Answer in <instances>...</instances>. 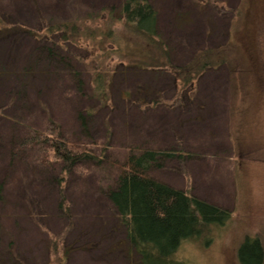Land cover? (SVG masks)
<instances>
[{
    "label": "rangeland",
    "instance_id": "374dc122",
    "mask_svg": "<svg viewBox=\"0 0 264 264\" xmlns=\"http://www.w3.org/2000/svg\"><path fill=\"white\" fill-rule=\"evenodd\" d=\"M120 3L0 0V264H59L51 251L54 240L60 243L61 253L71 249L63 264H138L135 255L130 263L110 255L105 241L127 238L104 194L116 181L115 167L89 164L68 176L70 222L58 206L55 178L60 173L44 168L36 149L18 152L19 142L31 129L44 131L54 120L74 142L106 146L108 160L124 161L144 135L128 130L131 108H140V101L152 96L178 94L170 74L127 68L112 58L105 61L111 75L106 93L98 95L95 71L103 63L102 52L109 53L111 46L62 44L59 36L48 40L33 33L73 18L99 15ZM153 4L175 64H186L198 50L226 47L235 59L234 74L226 65L209 70L177 104L187 105L203 83L214 82L219 105L227 107L230 95L236 100L234 125L228 126L225 110L214 123L212 136L194 140L196 149L190 153L181 139L184 158L167 161L152 172L179 188L187 184L186 190L191 191L190 173L197 171L200 192L211 194L210 204L232 214L209 235L184 241L174 260L241 264L246 246L248 254L258 258L260 248L264 252V0H153ZM46 49L54 50V58ZM198 111L199 122L204 123ZM81 114L87 118L86 126ZM196 155L204 159L192 169L188 158Z\"/></svg>",
    "mask_w": 264,
    "mask_h": 264
},
{
    "label": "trees",
    "instance_id": "16d2710c",
    "mask_svg": "<svg viewBox=\"0 0 264 264\" xmlns=\"http://www.w3.org/2000/svg\"><path fill=\"white\" fill-rule=\"evenodd\" d=\"M34 31L40 39L59 36L62 44H85L87 48L99 49L111 46L112 51L102 52L103 63L100 62L95 71V93L98 95L106 93L111 75L105 68V61L112 58L127 68L170 74L178 90L176 98L167 102L172 106L182 103L184 94L193 90L209 70L222 65L228 66L232 74L235 70L232 66L235 59L231 57L229 47L198 50L186 64H175L168 43L160 33L159 14L153 0H121L119 6L110 5L99 15L73 18ZM46 52L54 58V50L46 49ZM161 103L156 100L153 104ZM80 118L86 126L87 118L82 114ZM35 149L44 168L60 173L55 178L60 198L58 206L70 222L71 207L65 194L68 176L89 164L109 163L117 169L114 185L104 194L127 232L128 246L131 254L137 256L138 264H184L174 260V254L182 243L209 235L214 226L225 225L232 216L229 210L152 176V172L163 168L167 161L184 158L181 151L131 148L124 161L108 160L106 146L76 143L54 120L49 121L44 131L31 129L18 144V152ZM51 251L57 255L59 264H63L71 254V249H64L61 253L60 243L56 240L51 242ZM248 253L246 246L241 251V264H264L262 248L256 260Z\"/></svg>",
    "mask_w": 264,
    "mask_h": 264
},
{
    "label": "crops",
    "instance_id": "0c3cea01",
    "mask_svg": "<svg viewBox=\"0 0 264 264\" xmlns=\"http://www.w3.org/2000/svg\"><path fill=\"white\" fill-rule=\"evenodd\" d=\"M174 83L176 84L175 80ZM213 83L214 82L209 84L203 83L199 88L200 93L192 97V99L189 100L190 102L184 106H165V103L171 102L177 96L172 95L170 97L154 96L155 98L152 96L148 101L146 100L143 103L140 101L142 104L140 108L132 107L128 121V130L132 131L133 133L144 134L139 136L140 145H133V148L162 150L172 149L180 151L182 149L180 140L182 139L186 142L184 146L186 149L184 148V150H186V152L188 151L187 153H190V151L192 152L193 149H196V144L193 145L192 143L198 141V137L201 138L204 136V134L212 136L211 134L214 133V123L218 122L219 115L224 114L225 110H227L226 113L228 114V118L226 120L227 124L228 126H231V122L233 121L232 119L234 117V111L236 110L233 104L236 102V100L230 95L228 98L227 107L219 105L218 100L220 97L214 93ZM156 100L162 101L163 103L154 105L153 103ZM146 102H148V104H146ZM196 103L198 104V107H196ZM201 107H203V110L200 109ZM198 110L201 111V115H203L205 118L204 123L199 122ZM234 121H237L236 118ZM232 123V125H234V122ZM196 153H199V151H196ZM203 159V157L196 155V157H189L188 162L192 164V169H195L194 164L199 160L200 162L203 161ZM192 171L193 172L190 173L193 180V186H191V188L193 187L191 189L193 192L192 194H195L199 196V198L210 203L209 201L212 200L210 199L212 198L211 194L206 193L205 190L204 193L200 192L202 191L200 188L201 182L199 180L200 174L197 171ZM156 179L180 190H186L187 188V184H184L182 188H179V186L174 185L170 181H166L157 177ZM202 182L206 181L203 180ZM117 226L118 225L116 224V227ZM105 241H109L108 253H110V255H118L121 256L125 262H131V259L134 256L131 254L127 243V238L124 237ZM112 246H116L119 249L115 250L112 248ZM105 251L106 250H103V253ZM96 258L97 257H94V259ZM96 263L98 262L96 261Z\"/></svg>",
    "mask_w": 264,
    "mask_h": 264
}]
</instances>
